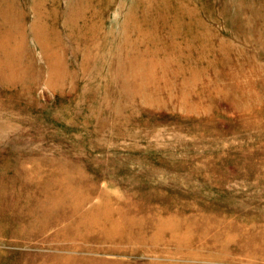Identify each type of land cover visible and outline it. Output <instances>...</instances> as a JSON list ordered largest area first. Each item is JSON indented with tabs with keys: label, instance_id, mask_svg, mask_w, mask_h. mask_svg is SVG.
<instances>
[{
	"label": "rangeland",
	"instance_id": "374dc122",
	"mask_svg": "<svg viewBox=\"0 0 264 264\" xmlns=\"http://www.w3.org/2000/svg\"><path fill=\"white\" fill-rule=\"evenodd\" d=\"M0 264H264V0H0Z\"/></svg>",
	"mask_w": 264,
	"mask_h": 264
},
{
	"label": "bare ground",
	"instance_id": "6f19581e",
	"mask_svg": "<svg viewBox=\"0 0 264 264\" xmlns=\"http://www.w3.org/2000/svg\"><path fill=\"white\" fill-rule=\"evenodd\" d=\"M45 33V31H43ZM46 34V33H45Z\"/></svg>",
	"mask_w": 264,
	"mask_h": 264
}]
</instances>
